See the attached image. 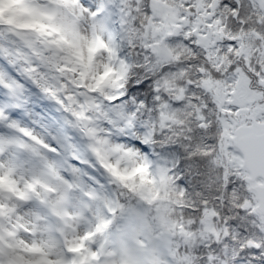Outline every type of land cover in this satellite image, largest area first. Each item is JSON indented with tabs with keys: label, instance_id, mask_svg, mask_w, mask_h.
I'll return each mask as SVG.
<instances>
[{
	"label": "snow or ice",
	"instance_id": "obj_1",
	"mask_svg": "<svg viewBox=\"0 0 264 264\" xmlns=\"http://www.w3.org/2000/svg\"><path fill=\"white\" fill-rule=\"evenodd\" d=\"M0 264H264V0H0Z\"/></svg>",
	"mask_w": 264,
	"mask_h": 264
}]
</instances>
